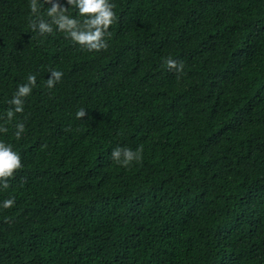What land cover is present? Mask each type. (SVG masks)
I'll list each match as a JSON object with an SVG mask.
<instances>
[{"label": "trees", "instance_id": "1", "mask_svg": "<svg viewBox=\"0 0 264 264\" xmlns=\"http://www.w3.org/2000/svg\"><path fill=\"white\" fill-rule=\"evenodd\" d=\"M110 2L97 52L34 32L45 0H0V141L23 164L0 185V264H264V0Z\"/></svg>", "mask_w": 264, "mask_h": 264}, {"label": "clouds", "instance_id": "2", "mask_svg": "<svg viewBox=\"0 0 264 264\" xmlns=\"http://www.w3.org/2000/svg\"><path fill=\"white\" fill-rule=\"evenodd\" d=\"M45 3L51 6L47 9L49 20L42 17L30 19V27L35 32L38 31L41 35L51 34L55 30L63 32L71 40L82 46L88 51H100L108 48V43L105 40L106 36L110 37L109 28L115 20V5L110 0H66L67 6L62 4L60 0H45ZM30 11L36 14L39 11L37 0H30ZM69 7H74L82 20L72 17L68 14ZM166 65L170 70H175L177 73L183 71V63L178 62L171 57L166 58ZM63 73L56 70H50L49 78L46 85L49 89L55 87V84L62 79ZM36 85V76L29 74L27 82L18 85L12 99L9 101L14 106V111L7 112V118L11 120L15 113L24 111V100L31 95L33 87ZM86 115L85 109L81 108L77 111L78 119ZM15 136L17 139L25 131L23 122L16 125ZM7 127H0V132H7ZM143 146H140L135 151L129 147L117 146L111 152V158L124 167H128L134 161L142 160ZM23 167L21 156L14 151L11 144L0 141V185L3 188H8L9 178L13 177L17 170ZM15 200L8 198L3 201L5 209L14 205Z\"/></svg>", "mask_w": 264, "mask_h": 264}]
</instances>
